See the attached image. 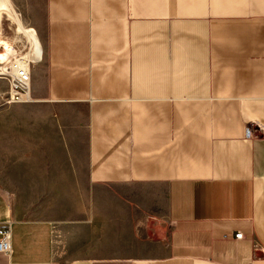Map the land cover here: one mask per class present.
<instances>
[{
  "label": "crops",
  "instance_id": "0c3cea01",
  "mask_svg": "<svg viewBox=\"0 0 264 264\" xmlns=\"http://www.w3.org/2000/svg\"><path fill=\"white\" fill-rule=\"evenodd\" d=\"M28 1L0 264H264V0Z\"/></svg>",
  "mask_w": 264,
  "mask_h": 264
},
{
  "label": "rangeland",
  "instance_id": "374dc122",
  "mask_svg": "<svg viewBox=\"0 0 264 264\" xmlns=\"http://www.w3.org/2000/svg\"><path fill=\"white\" fill-rule=\"evenodd\" d=\"M28 9H29L28 0H7V2L0 0V68L2 69L4 67L6 69L5 72L0 70V120L3 121H8L10 119L27 118V112L25 110V106H20L19 108L18 107L16 108L15 106L17 104L24 105L26 101L6 103V100L8 99V95H9V82H8L9 73L7 72L10 70V67H8L9 63L14 58L16 57L21 58L24 54L29 53L31 51L28 40L21 32L17 30V24H16V20L19 19L23 27L31 26L30 23L31 21H29L30 19L26 15ZM37 34L41 42V50L43 54L44 44L42 41V37L40 33L37 32ZM5 42L11 44L12 48L14 49V53L11 51V49L8 46H6ZM8 53L9 54L12 53V54L11 57L9 58L10 60L9 63L5 65L6 64L5 58L7 57ZM40 59H38L37 61H39ZM33 63H34L33 61H29L30 68L33 65ZM4 162H5L4 160L0 159V170ZM1 180H2V175L0 173V184H1ZM0 188L5 190L10 189V187H0Z\"/></svg>",
  "mask_w": 264,
  "mask_h": 264
},
{
  "label": "built area",
  "instance_id": "2783aa9c",
  "mask_svg": "<svg viewBox=\"0 0 264 264\" xmlns=\"http://www.w3.org/2000/svg\"><path fill=\"white\" fill-rule=\"evenodd\" d=\"M8 82L9 95L6 103L28 101L30 98V64L21 65L20 62H13L10 66ZM29 98V99H28ZM246 137H264V123L250 122L245 127ZM235 238H241L240 232L235 233ZM10 225L9 223H0V251H9L10 249Z\"/></svg>",
  "mask_w": 264,
  "mask_h": 264
},
{
  "label": "bare ground",
  "instance_id": "6f19581e",
  "mask_svg": "<svg viewBox=\"0 0 264 264\" xmlns=\"http://www.w3.org/2000/svg\"><path fill=\"white\" fill-rule=\"evenodd\" d=\"M3 1L7 2V0H3ZM16 24H17V30L19 32H21L26 37V39L28 40V42L30 44L31 51L29 53L24 54L21 58H19V57L14 58L10 63H9V61H10L9 58L11 57L12 53H10V54L8 53L7 57L6 58L4 57L5 63H6L5 65H7L9 63L8 67H10L13 64V62H20L21 65L26 66V64H28L29 61L35 62L41 56V42H40V39H39L36 31L32 27H23L19 19L16 20ZM5 43H6V46H8L11 49V51L14 53V49L12 48L11 44L7 43V42H5ZM29 57L32 59H30ZM8 67H6V68H8ZM0 70L5 72L6 69L3 67L2 69L0 68ZM7 72L12 73V71H10V70Z\"/></svg>",
  "mask_w": 264,
  "mask_h": 264
}]
</instances>
